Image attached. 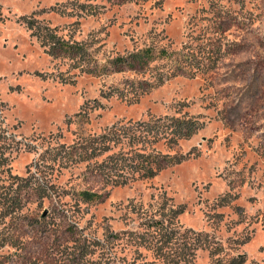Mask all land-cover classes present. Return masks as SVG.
Returning a JSON list of instances; mask_svg holds the SVG:
<instances>
[{"label":"rangeland","instance_id":"obj_1","mask_svg":"<svg viewBox=\"0 0 264 264\" xmlns=\"http://www.w3.org/2000/svg\"><path fill=\"white\" fill-rule=\"evenodd\" d=\"M46 30L78 59L50 54ZM147 48V67L115 72L113 59ZM178 54L198 61L174 71ZM165 77L138 101L124 92ZM165 116L200 124L159 146L162 158L189 157L107 184L93 146L112 126ZM82 191L102 199L83 202ZM172 207L183 210L175 221ZM153 221L208 239L195 264H264V0H0V264H71L63 244L73 238L110 245ZM117 245L126 264H161L127 239Z\"/></svg>","mask_w":264,"mask_h":264},{"label":"trees","instance_id":"obj_2","mask_svg":"<svg viewBox=\"0 0 264 264\" xmlns=\"http://www.w3.org/2000/svg\"><path fill=\"white\" fill-rule=\"evenodd\" d=\"M44 33L46 36L44 45L50 48V54L57 57L59 56L58 54L62 53L61 51H66L69 55H72L71 58L78 59L77 57L81 52L79 48H76L67 42L60 41L59 37L54 32L46 30ZM175 58L172 66L174 71H180L181 68H183L180 64L181 61L182 63L186 62V67H190L193 65V62L198 61V58L194 60L183 54H178ZM155 59L153 49L147 48L129 56L128 58L117 57L113 59L111 63L115 72H119L125 68L134 70L137 67L144 68V65L147 67L148 64ZM171 59L172 58H170V60ZM146 67L144 70L146 71L144 72L145 74L148 73ZM96 68L97 72L100 71L99 66H96ZM183 69V72L187 71L185 67ZM94 70L90 68L88 69V73H93L96 71ZM168 79L169 77L159 78V80L155 82L141 80L138 81L136 85L131 83L130 87H126L124 92H127L128 90L132 91V100L138 101L140 97L146 95L158 86H161L164 81H167ZM122 91L123 90L120 89L118 90L120 94L124 93ZM121 96L125 100L129 98L127 95ZM161 119L162 120L159 119L160 121L157 122L155 121L158 119L147 124L143 122L137 126H131V130H129L130 128L115 129L116 127L112 126L110 128L112 130L109 129L110 131L108 134H104L100 138L101 144H95L93 146L90 150V153H92L91 158L106 156V159L100 164L99 169H101L100 171L102 172L106 170L108 171V176H106L107 184L110 183L109 185H111V187H121L138 180L151 179L156 177L165 168L181 163L189 157L180 154L175 156H164V158H162V155L164 154L159 149V146L167 147L169 143H178L181 140L191 138L200 129V124L191 120L172 119L168 116L162 117ZM147 143L151 144V148L144 146V144ZM126 147H133L131 149L133 152H130V148H128L126 152H116V149H124ZM149 149H151L152 152L149 151ZM114 176L116 178H114ZM78 195L79 199L86 203L100 201L102 199L100 194L88 191L79 192ZM171 209L173 215L171 218L175 221L183 210L178 207H172ZM148 223L150 224H144L146 226L145 230L139 233L130 232L127 234L128 236H126V238L112 235L113 243L110 245L105 241L101 242L96 240L90 242L89 239H84L81 242V238H73V240L63 244L65 251L68 252L67 255L69 256L67 262L71 264H126L125 262H127V258H118L120 257V250L118 249L117 253L113 252V249L116 247H122L118 246L119 244L114 246L116 241L127 239L128 243L133 244L130 246L136 247L139 250L144 249L153 252L156 260L160 261L161 264H195V255L199 249V244L202 243V247H205L208 244L207 238H204L201 242L203 234L200 232H193L194 236L192 237H179L177 235L179 229L175 227L172 228V226H169V223L165 224L158 221ZM218 251L219 248H216L217 254ZM245 263V256L238 255L233 257L226 264ZM214 264L224 263L218 259Z\"/></svg>","mask_w":264,"mask_h":264}]
</instances>
